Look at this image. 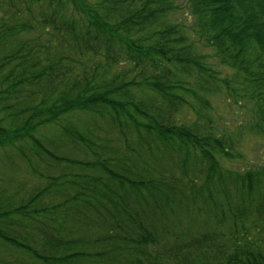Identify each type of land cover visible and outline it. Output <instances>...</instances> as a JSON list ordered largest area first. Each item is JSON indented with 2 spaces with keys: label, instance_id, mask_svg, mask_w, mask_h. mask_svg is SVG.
Segmentation results:
<instances>
[{
  "label": "trees",
  "instance_id": "1",
  "mask_svg": "<svg viewBox=\"0 0 264 264\" xmlns=\"http://www.w3.org/2000/svg\"><path fill=\"white\" fill-rule=\"evenodd\" d=\"M254 139L264 0H0V264H264Z\"/></svg>",
  "mask_w": 264,
  "mask_h": 264
},
{
  "label": "rangeland",
  "instance_id": "2",
  "mask_svg": "<svg viewBox=\"0 0 264 264\" xmlns=\"http://www.w3.org/2000/svg\"><path fill=\"white\" fill-rule=\"evenodd\" d=\"M175 18L177 21L184 20L182 12H179ZM219 106H221V108H219V113L225 116L227 120L231 121L232 123L238 124L247 118V115L242 116L240 114L241 111H237L234 106L227 108L221 104ZM243 154L245 156L246 163H239L241 168L249 166L250 163L251 166L260 163L264 157V140L254 139L250 143L245 144L243 148ZM248 161L250 163H248Z\"/></svg>",
  "mask_w": 264,
  "mask_h": 264
}]
</instances>
